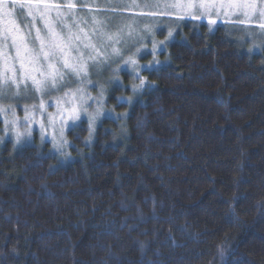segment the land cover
<instances>
[{"label": "trees", "instance_id": "obj_1", "mask_svg": "<svg viewBox=\"0 0 264 264\" xmlns=\"http://www.w3.org/2000/svg\"><path fill=\"white\" fill-rule=\"evenodd\" d=\"M169 49L76 161L0 147V264H264V53L193 24Z\"/></svg>", "mask_w": 264, "mask_h": 264}, {"label": "snow or ice", "instance_id": "obj_2", "mask_svg": "<svg viewBox=\"0 0 264 264\" xmlns=\"http://www.w3.org/2000/svg\"><path fill=\"white\" fill-rule=\"evenodd\" d=\"M209 6L215 5L195 3L193 0L188 4H168L165 8ZM145 7L155 8L159 5L146 4ZM228 7L253 9L255 5L229 4ZM74 9L73 3L60 4L56 0H0V114L6 117L10 113L12 116L10 121L6 120V129L8 125L15 129L19 122L13 102L39 100V104L23 107L26 131H15L17 141L25 134L31 137L30 124L33 122L40 124L41 139H44L46 129L42 120L35 119L37 110L42 116H46L49 127L55 129V117L45 112L44 96L51 97L53 91L59 90L58 85L63 83L66 72L72 73L79 80L81 87L69 89L64 92L63 97L54 98L53 106H60L56 113L60 124L58 134L51 137L57 151L67 144L64 140L66 120H73L71 127L74 129V121L79 119V111L87 112L85 105L89 99L99 105L95 115H89V141L91 139V130H94L96 117L100 115L102 105L99 102L103 99L104 88L100 86L98 98L85 94L83 85L92 83L89 77L90 66L98 74L100 67H110V60L112 63H118V60L113 58L122 59L125 65L134 69V78L140 80L138 85H132V91L137 92L144 86L145 81L139 76V66L134 58L135 53L125 58L121 50L123 48L130 52L132 47L142 42L143 37L137 30V22H122L115 31H111L104 21L95 17L92 18L91 24H87L83 18L77 19ZM258 18H264V12H261ZM259 27L264 33V23ZM142 31H150V28ZM168 35L171 36L172 33L169 31ZM136 51H139L138 47ZM144 67L151 68L150 65ZM111 71L115 77L120 67L111 68ZM65 97L71 101L68 108L62 106ZM117 99L123 100L122 97Z\"/></svg>", "mask_w": 264, "mask_h": 264}, {"label": "rangeland", "instance_id": "obj_3", "mask_svg": "<svg viewBox=\"0 0 264 264\" xmlns=\"http://www.w3.org/2000/svg\"><path fill=\"white\" fill-rule=\"evenodd\" d=\"M57 3L65 4L71 2L75 5L74 14L77 19L83 18L87 24H91L92 18L104 21L111 31H115L122 22L135 20L136 27L140 35L143 37L142 42L137 43L136 47H132L131 51L121 49L124 57L135 53V59L139 66V76L144 79L143 88L148 84L146 73L160 70L170 63V46L176 41L177 31L188 25H197L198 27L206 26L212 33H216L219 29H223L227 35L236 41L247 53L262 54L264 53V33L261 32L259 25L264 23V18H258L261 12H264V0H194L195 3H204L209 6L207 8H187V7H168V4H188L193 0H56ZM146 4H158L159 7H145ZM229 4H253L255 8H229ZM27 11V9H25ZM19 15V9H17ZM192 23V24H191ZM86 26V25H82ZM150 28V31H142ZM172 35L169 36L168 32ZM155 43V50L153 45ZM255 45V47H254ZM131 46V45H129ZM117 47H121L117 45ZM161 49H164L161 51ZM117 59L118 63L109 61V65L100 67L97 74L96 70L89 67V77L91 84H85V94L93 98L100 96V86L104 88L103 99L99 102L102 105L100 115L96 117L94 130H91V139L85 143L73 141L69 138L72 132H76L82 125L88 127L90 132L89 115H95L96 109L99 106L94 100L89 99L85 107L87 112L80 110L79 119L75 120L76 127L73 129V120L67 119L64 126V140L67 144L64 148L57 151L54 148L52 135L58 134L60 127L59 117H56L58 107L53 106L54 98L63 97L64 92L69 89L75 90L81 87L79 80L70 72L65 73L64 81L58 85L59 90L53 91L52 96H44L45 112L55 117V129L49 127L46 116H42L37 110L36 121L42 120L46 132L44 139H41L40 124L33 122L30 124L31 137L27 134L22 135L17 141L15 131L25 133L24 110L23 107L31 106L32 104H39L37 99L23 100L15 104L18 124L15 126L8 125L6 129V120L12 119L11 114H0V147H4L7 143H12L14 148L19 149L24 147L36 148L42 152L47 150V154L56 156L61 162L68 164L72 159L77 160V156L83 153L87 143L91 144L92 140L96 138L97 131L106 120L122 121L127 118V114H121V105H132L138 99L141 89L137 92L132 91V85H138L139 79L134 78V69L123 63L122 59ZM144 65H150V69H146ZM120 67V71L115 75L111 68ZM123 85V86H121ZM115 89H120L122 94L117 95ZM130 95H127L128 93ZM113 94L115 102L111 103L110 98ZM136 95V96H135ZM138 95V96H137ZM122 97V101L117 98ZM78 102V101H77ZM71 101L65 97L63 100V107H70ZM72 138V137H71ZM89 139V136H88ZM23 146V147H22ZM66 153V155H65ZM62 164V163H61Z\"/></svg>", "mask_w": 264, "mask_h": 264}]
</instances>
